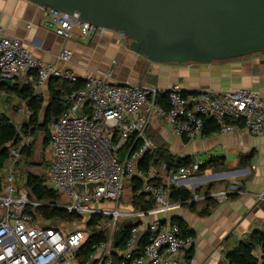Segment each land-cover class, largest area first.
Returning <instances> with one entry per match:
<instances>
[{
	"label": "built area",
	"instance_id": "2783aa9c",
	"mask_svg": "<svg viewBox=\"0 0 264 264\" xmlns=\"http://www.w3.org/2000/svg\"><path fill=\"white\" fill-rule=\"evenodd\" d=\"M46 22L64 40L75 36L92 40L108 32L82 22L78 14L66 15L55 10H50ZM58 59L68 64L73 52L65 50ZM30 74L35 75L32 85L37 91L43 90L52 79L79 81L70 71H60L54 64L36 58L23 41L7 36L0 28V82L15 81ZM160 95L167 97L168 110L157 103ZM67 100L70 108L50 127L47 148L50 177L45 186L62 194L64 201L57 208L84 218L86 228L42 226L38 216L28 211L43 204L30 201L26 192L20 193L16 166L22 151L32 144L31 139L23 138L10 152L0 192V264H79V250L88 237L87 221L94 216L109 221L111 238L87 264H180V257L186 256L194 239L183 237L179 226L168 221L143 227L135 225L121 260L115 262L111 257L112 238L119 228V218L135 219L148 214L121 212L127 183H138V194L152 202L156 211L169 212L183 206L172 202L173 189L184 188L193 194L194 203L199 202L205 200L204 194H197L202 189L199 181L210 185L216 182L208 178L224 175H199L204 165L200 161L191 167L171 169L162 163L144 170L143 157L157 149L148 137L153 119L166 121L173 134L186 142L206 137V120H213L221 134L245 130L254 137L264 138V98L249 90L221 96L212 91L187 94L176 84L169 91H160L133 83L118 84L109 70L101 76L86 77ZM89 185H94L93 191ZM236 192L231 186L222 194H211L210 198L221 203ZM259 200H264V191ZM140 228L149 231L150 239L137 255L142 236ZM100 229L93 226L90 230Z\"/></svg>",
	"mask_w": 264,
	"mask_h": 264
},
{
	"label": "crops",
	"instance_id": "0c3cea01",
	"mask_svg": "<svg viewBox=\"0 0 264 264\" xmlns=\"http://www.w3.org/2000/svg\"><path fill=\"white\" fill-rule=\"evenodd\" d=\"M49 13V9L24 0H0V28L5 30L7 36L23 41L36 58L54 64L60 71H70L81 82L88 76H101L112 70L113 81L118 84L133 83L160 91H169L180 84L187 94L212 91L220 96L249 90L264 98V55L211 65L151 64L132 53L129 50L130 42L116 32L108 31L92 40L78 36L70 40L59 38L47 26ZM65 50L73 52V59L68 64L58 59ZM32 83L33 76L30 74L13 81L12 86ZM36 92L43 96L45 105H48L49 84ZM2 115L10 118L18 127L29 119L22 99L4 91L0 92V117ZM148 137L157 148L164 146L179 158L192 157L195 162L203 163L213 157L224 159L225 172L231 174L221 180H210L216 182L212 194H222L231 186L237 192L210 208V215L206 217L201 216L200 212L208 203L201 200L194 210L188 205L174 207L169 212H158L153 208L152 213L129 218L130 221L125 222L123 228L182 220L195 235L192 261L189 263L183 256L180 257V264H229L227 254L230 251L255 231H264V200H259V195L264 191V138L238 130L186 142L173 134L166 121L156 118L148 129ZM204 182L199 181L200 190L210 186ZM126 189L130 191V212L139 214L132 206L133 188ZM140 230L143 234L146 228ZM254 256L262 258L260 248L256 249Z\"/></svg>",
	"mask_w": 264,
	"mask_h": 264
},
{
	"label": "water",
	"instance_id": "95a60500",
	"mask_svg": "<svg viewBox=\"0 0 264 264\" xmlns=\"http://www.w3.org/2000/svg\"><path fill=\"white\" fill-rule=\"evenodd\" d=\"M24 1L116 32L151 64L211 65L264 55V0ZM0 85L11 87L13 81Z\"/></svg>",
	"mask_w": 264,
	"mask_h": 264
},
{
	"label": "trees",
	"instance_id": "16d2710c",
	"mask_svg": "<svg viewBox=\"0 0 264 264\" xmlns=\"http://www.w3.org/2000/svg\"><path fill=\"white\" fill-rule=\"evenodd\" d=\"M35 77L34 74H32ZM82 86L81 81L77 83H71L69 81L52 79L49 82L50 88V100L48 105H45L43 96L38 94L32 84H24L21 87L14 85L6 87L0 85V92L4 91L11 95H16L21 98L25 103L29 112V119L26 123L18 127L14 124L10 118L2 115L0 117V192L2 191L3 182L7 175V161L10 158V152L12 149L17 148L23 138H29L32 144L29 148L24 149L21 153V159L26 158L30 160L33 157V138L37 134H44V147L49 146L51 139L50 127L53 123L57 122L70 108V103L67 100V96L72 92L78 90ZM157 103L168 110V102L166 96H158ZM205 136L210 137L219 132L217 124L213 120L205 121ZM20 159V161H21ZM20 163V162H19ZM18 163V164H19ZM165 163L169 168H181L191 167L195 164L192 157L179 158L170 153V151L164 146H158L154 153H148L143 157L141 166L144 170H147L150 166H157ZM17 168V166H16ZM214 170L217 172H224L225 160L222 158L213 157L200 169L199 175H204L206 172ZM18 179V178H17ZM46 178L29 173L27 175L25 184L21 187L19 184L20 193L26 192L29 200L43 204L42 207H38L35 210L28 208L29 212H34L40 224L42 226H51L50 224H56L59 227L64 225H71L74 223H83L86 221L84 218L78 215H70L67 211L57 208L60 206L64 199L61 193L51 190L45 186ZM133 191L132 206L137 213H149L153 210L154 204L146 200L144 195L138 194L139 184L132 182L128 184ZM215 187V183L204 190H198L197 194H201L204 191V197L208 206L201 212V216H209L210 208L216 207L218 204L210 198L212 190ZM171 200L174 203H182L183 205L191 206V209H195L193 194L184 189H173L171 191ZM101 216H94L88 222L87 228L100 226L101 229L97 231L87 232V240L81 246L78 255L79 264H87L90 262L92 256H94L97 250L103 245L108 243L111 238L110 228H102V224L107 223ZM172 224L179 226L182 230L183 237H191L194 239V232L190 231L184 221L174 219ZM108 226V225H107ZM139 227V225H137ZM134 225L127 226L117 230L112 238V254L111 257L115 262L121 260L122 254L127 249L128 241L131 239L132 230ZM150 233L149 231L143 232L141 240L138 244L136 254H140L143 248L149 243ZM260 248L262 252V258L254 256L256 249ZM193 245L187 251L186 259L190 263L192 261ZM227 260L229 264H264V231H255L252 233L245 242H240L238 246L227 254ZM94 263V262H93ZM92 264V263H91Z\"/></svg>",
	"mask_w": 264,
	"mask_h": 264
},
{
	"label": "rangeland",
	"instance_id": "374dc122",
	"mask_svg": "<svg viewBox=\"0 0 264 264\" xmlns=\"http://www.w3.org/2000/svg\"><path fill=\"white\" fill-rule=\"evenodd\" d=\"M33 157L30 158V160H27L26 158L23 157V159H21L20 163L17 164V173H18V184L23 187L27 178V175L29 173L37 175V176H41L43 178L48 179L50 177L49 173H50V164L47 160V147H44L43 143H44V134L39 133L37 134V136L35 138H33ZM217 174H226V172H215L214 170H210L208 172H206L204 174V176H213L215 177ZM214 180H221V178L215 177ZM128 184V183H127ZM229 186V185H228ZM226 186V188L228 189L229 187ZM126 188H129V185L125 186L124 189V194L122 196L121 199V204L123 206V209L121 210L122 213H129V203H130V191H128ZM130 221L129 218L127 217H120L117 225L119 228H123L124 223ZM106 222V221H105ZM109 224V221H107V223L102 224V228H108L107 225ZM52 227H58L56 224H50ZM86 222H81V223H74L71 225H66L67 228H72V229H85L86 227ZM61 228V227H59ZM67 228H63L65 230H67ZM91 231L90 229H88V232Z\"/></svg>",
	"mask_w": 264,
	"mask_h": 264
},
{
	"label": "bare ground",
	"instance_id": "6f19581e",
	"mask_svg": "<svg viewBox=\"0 0 264 264\" xmlns=\"http://www.w3.org/2000/svg\"><path fill=\"white\" fill-rule=\"evenodd\" d=\"M229 174V173H228ZM228 174H224L222 176H220V178H227ZM213 177V176H212ZM215 178H211L210 180H214Z\"/></svg>",
	"mask_w": 264,
	"mask_h": 264
}]
</instances>
